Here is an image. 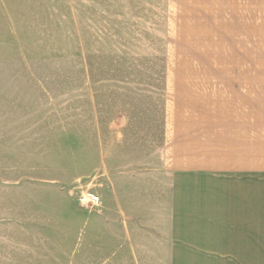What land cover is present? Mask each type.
I'll return each mask as SVG.
<instances>
[{
  "label": "rangeland",
  "instance_id": "rangeland-1",
  "mask_svg": "<svg viewBox=\"0 0 264 264\" xmlns=\"http://www.w3.org/2000/svg\"><path fill=\"white\" fill-rule=\"evenodd\" d=\"M175 6L0 0V264H106L93 214L106 220L105 205L130 208L154 185L166 204L162 111L174 68L163 48ZM86 193L98 204L80 206ZM115 245L110 263L131 264Z\"/></svg>",
  "mask_w": 264,
  "mask_h": 264
},
{
  "label": "crops",
  "instance_id": "crops-1",
  "mask_svg": "<svg viewBox=\"0 0 264 264\" xmlns=\"http://www.w3.org/2000/svg\"><path fill=\"white\" fill-rule=\"evenodd\" d=\"M175 3L163 48L174 68L162 111L166 204L153 184L130 208L105 205L95 240L106 264L120 240L131 264H264V0Z\"/></svg>",
  "mask_w": 264,
  "mask_h": 264
},
{
  "label": "built area",
  "instance_id": "built-area-1",
  "mask_svg": "<svg viewBox=\"0 0 264 264\" xmlns=\"http://www.w3.org/2000/svg\"><path fill=\"white\" fill-rule=\"evenodd\" d=\"M77 202L80 206H95L99 202V197L92 193H86L78 196Z\"/></svg>",
  "mask_w": 264,
  "mask_h": 264
}]
</instances>
